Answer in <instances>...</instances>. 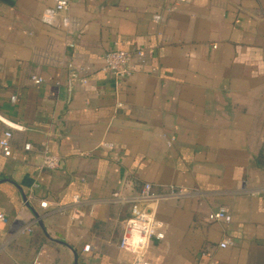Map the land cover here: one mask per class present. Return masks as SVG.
<instances>
[{
  "label": "crops",
  "instance_id": "crops-1",
  "mask_svg": "<svg viewBox=\"0 0 264 264\" xmlns=\"http://www.w3.org/2000/svg\"><path fill=\"white\" fill-rule=\"evenodd\" d=\"M68 1L47 26L53 1L0 0V139L17 155L0 150V264H131L119 242L146 183L191 192L159 204L150 263L264 264V0ZM116 50L151 54L118 79L101 71ZM221 207L231 223L208 219Z\"/></svg>",
  "mask_w": 264,
  "mask_h": 264
},
{
  "label": "built area",
  "instance_id": "built-area-1",
  "mask_svg": "<svg viewBox=\"0 0 264 264\" xmlns=\"http://www.w3.org/2000/svg\"><path fill=\"white\" fill-rule=\"evenodd\" d=\"M53 5L46 8L42 14L41 21L47 26L54 25L57 19L69 10L68 0H51ZM193 0H177L179 4L191 3ZM67 22V20H65ZM73 47V44H69ZM151 53L145 50L129 51V50H116L107 52L103 56L102 72L113 74L118 79L127 78L131 74L132 62L135 58L144 61ZM67 80L71 84L85 85L87 79L84 78L72 64L68 67ZM80 72V73H79ZM32 81L35 85H42L45 80L41 77L34 76ZM60 83L58 82L57 85ZM15 97L12 98V101ZM121 106V104H119ZM10 127L12 124L6 123ZM13 132L11 130L5 131L3 137L0 139V150L6 158L17 159V155L12 146ZM33 146L30 143L24 145L25 152H31ZM61 158L53 154L46 146L43 149L41 169L55 171L59 169ZM38 185H34L37 188ZM191 192L185 189L172 188L169 193H156L154 192L151 184L146 183L141 188L139 195L133 202L130 217L125 222L123 234L119 242V249L132 254L133 260L131 264H152L146 259L147 253L150 249L151 242L156 240H163L165 235L161 231L162 227L157 219V208L159 204L168 198H180L190 195ZM75 203L79 200L75 198ZM47 202H41L42 208H47ZM211 222H223L229 224L232 222V215L229 210L221 207L208 216ZM0 220L5 222L3 215H0ZM27 231V228L24 230ZM29 231H31L29 229ZM230 245L229 240H224L220 243L219 247L226 249ZM91 246L84 247L85 252H90ZM31 264H48L40 252L33 259Z\"/></svg>",
  "mask_w": 264,
  "mask_h": 264
}]
</instances>
